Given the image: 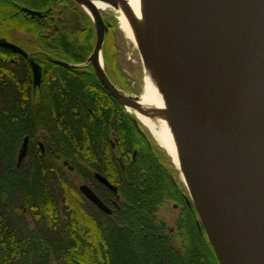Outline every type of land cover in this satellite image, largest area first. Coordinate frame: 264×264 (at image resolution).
I'll use <instances>...</instances> for the list:
<instances>
[{"label": "trees", "instance_id": "16d2710c", "mask_svg": "<svg viewBox=\"0 0 264 264\" xmlns=\"http://www.w3.org/2000/svg\"><path fill=\"white\" fill-rule=\"evenodd\" d=\"M21 3L25 1L0 0V19L12 14L11 9H17L28 21L39 22L35 31L36 51L48 52L47 39L52 38V48L59 58L78 62L86 59L94 37L88 15L80 11L79 18L86 27H68L60 21L67 16L62 10L63 15L59 13L60 17H56L54 32L49 35L47 28L40 24L42 18L19 10ZM39 7L42 8V4ZM111 51L114 54L113 48L103 51L109 68ZM21 62L20 70L0 62V264H218L206 233L192 218L195 212H190L188 222L183 221L187 240L181 247L162 235L157 212L163 195L176 188L182 191L184 199L186 190L175 177L170 159L161 148L158 151L154 147L161 156H155V149L151 148L149 157H141L138 163L130 162L129 154L127 164L125 151L120 146L131 145L137 133L121 103L96 84L90 70L71 69L73 85L67 84L66 88L70 86L74 90L77 102L74 111L55 105L56 102L50 103L49 91L40 94L39 100H35L33 92L18 94L21 87H32L28 62L23 57ZM62 71L67 72L66 68ZM116 73L120 74L117 70ZM47 79L45 75L42 84ZM62 80L54 78L59 90L64 88ZM51 115L55 119L54 132L62 139L57 144L64 148L66 157L43 156L32 147L29 158L17 166V150L24 137L33 139L38 130L48 134ZM111 131L119 140V156L125 169L109 148ZM100 145H104L102 155ZM64 160L73 166L72 170L66 168ZM86 167L118 185L122 204L114 217L104 215L98 222L95 208L86 206L84 211L77 185ZM29 184L39 188L25 190L37 194L28 196L27 200L40 207L43 202L50 212L41 214L39 210L33 222L25 221L23 230H18L22 225L18 223L16 227L15 219H11L14 217H9V212L5 211L15 202L12 195L19 192L14 187ZM46 185L53 186V194H45L50 191L43 189ZM23 203L25 205L26 201ZM36 217H40L38 221Z\"/></svg>", "mask_w": 264, "mask_h": 264}, {"label": "water", "instance_id": "95a60500", "mask_svg": "<svg viewBox=\"0 0 264 264\" xmlns=\"http://www.w3.org/2000/svg\"><path fill=\"white\" fill-rule=\"evenodd\" d=\"M74 1L94 24L88 62L99 81L122 105L140 109L138 96L116 88L99 65L107 30L102 13L93 0ZM98 1L122 4L135 23L128 0ZM164 8L167 84L184 185L218 264H264V0H164ZM135 29L143 53L144 38ZM0 46L26 56L16 45ZM32 68L36 85L40 70L35 63ZM25 151L26 139L18 161ZM80 191L109 211L90 188Z\"/></svg>", "mask_w": 264, "mask_h": 264}, {"label": "flooded vegetation", "instance_id": "af4514ba", "mask_svg": "<svg viewBox=\"0 0 264 264\" xmlns=\"http://www.w3.org/2000/svg\"><path fill=\"white\" fill-rule=\"evenodd\" d=\"M25 4L21 3L18 5L20 8L19 10H22L24 13L32 16V17H39L42 18V21L40 24L47 28V32L52 34L54 31V22L57 19L56 17H60L59 13L63 15L62 10H64V13L67 14V16H64L61 22H64L68 27L72 26L74 28L77 27H86V25L80 20L79 16H81L80 11L82 13L86 14V11L84 9H81L82 7L77 4L74 0H42L39 2L38 0H24ZM39 4H42V8L39 7ZM81 7V8H80ZM16 9V8H15ZM12 10V14L8 15L7 17H2L0 20L3 22H0V41L1 42H6L9 44L16 45L20 49H22L25 53L26 56L22 55L19 52H14L8 48H4L0 46V62H2L4 65H11V66H17V69L20 70L21 66H23V63L21 62V58H25L26 61L28 62V65L30 67V75H31V83L32 87L31 88H20L18 89V94H24L28 92H33L35 95V100H39L38 96L45 95L46 92H50L47 100L50 103L56 102L55 105L57 104L58 106H64L66 108L73 109L74 111L77 110V102L75 98V93L74 90H71L70 86L73 84L71 83L73 79H71L72 75V70L75 71V69H79L82 71L90 70V72L94 75L95 82L98 86H101L105 91L108 92V90L103 86V84L99 81L91 63L88 62V57L90 53L92 52L95 41H96V33H95V28L92 24L93 27V40H92V46L91 49L84 61H73L68 58H59L57 56V53L53 50V44L54 41L52 38L47 39V43H49V51L48 52H39L36 51V33L37 31L36 27L38 26L37 21H28V18L23 16L20 12L14 9ZM10 10V11H11ZM28 10L36 12V14H31ZM80 13V15H79ZM88 15V14H87ZM83 16V15H82ZM90 18V17H89ZM102 18L107 25V30L105 31L104 34V40H103V46H102V57H103V70L108 77L109 81L119 89L118 85L114 83V81L111 78V72L109 71L108 65H106V62L104 60V46H105V39L106 35L108 32V29L110 26H112L111 22L108 21L103 15ZM25 21V22H24ZM24 22V23H23ZM36 26H32L33 23ZM59 25H63L60 23ZM52 37V36H51ZM70 43V41L68 42ZM26 45V46H24ZM113 46L109 47L112 48ZM110 50V49H109ZM113 52L114 47H113ZM39 53H42L40 55ZM32 63H35L40 70V82L36 85L33 83V68H32ZM111 63V60H110ZM62 68H66L67 72H63ZM72 69V70H71ZM3 70L5 71V66H3ZM20 72V71H19ZM48 76L49 80L47 79V82H43L44 76ZM55 79H60L62 78V82L64 85V88H60L59 90L56 86V83L54 82ZM70 78V80H69ZM71 85L66 88L67 84ZM42 86V87H41ZM56 89L58 91L56 93ZM120 90V89H119ZM122 91V90H121ZM109 93V92H108ZM110 94V93H109ZM111 95V94H110ZM55 97V98H53ZM113 97V96H112ZM114 98V97H113ZM115 99V98H114ZM116 100V99H115ZM118 101V100H117ZM124 109V108H123ZM128 114V113H127ZM129 115V120L132 123V126L134 130L136 131L137 135L134 137V140L132 141L131 145L127 146L125 144H122L120 148H122L125 151V160L127 161L129 159V154L132 157L130 162L132 163H138V161L141 160V157L147 156L149 157V151L151 148H154L156 146L157 150L159 151V146L154 143L155 141L151 137L150 133L145 129V127L138 122L137 124L140 129V131L135 127L132 118L134 117L132 114ZM49 124L51 126V130L48 134H44V131L38 130L37 135L33 139L29 138V136L24 137L22 143L20 144V148L17 150V159H16V164L19 166L21 162L28 156V154L31 152L32 147L34 148L36 153H39L43 156L51 155L54 158H64L65 152L63 147H60L59 144L61 143L62 139L58 136V134H55L54 132V127H55V119L51 115V119L49 120ZM51 131L53 133L51 134ZM26 139V151L24 156L21 158L20 161H18V155L21 149V146L23 142ZM154 142H153V141ZM119 140L116 137L115 133L113 131L110 132V136L108 137V144H110V150L114 154L115 160L118 161L119 165L121 166L122 169H125V165L123 162L121 163L122 158L119 156L120 149L118 147ZM103 146H99V153L102 155L103 151ZM131 146V149H130ZM159 148V149H158ZM155 149V148H154ZM157 150H153V154L156 156H161L160 153L157 152ZM75 156L77 154H74ZM66 157V156H65ZM29 158V157H27ZM145 159V158H144ZM63 164L68 168L69 170L73 169V166H71L68 161L64 160ZM127 164L129 165V162L127 161ZM85 165V163H84ZM86 166V165H85ZM97 175H100L104 177L113 187L114 189L106 186L103 184L98 178ZM177 178V174L175 176ZM178 182H180L179 177L177 178ZM79 184L77 185V189L80 193L81 197V203L84 207V211L86 212V206L95 208V212H97V217H98V222H100L102 216L106 215L109 217H114V215L117 214V211L120 209V205L122 204V200L120 199V191L118 185H116L113 181L111 182L107 177H105L102 173L98 171H92L89 170L87 167L82 170L81 176L79 178ZM85 185L88 188L92 190V192L96 195V197L106 206V208L109 210L108 212L103 211L99 207H97L92 201H90L86 195L80 191V186ZM39 186L37 185H17L14 187V189H18L19 192H16L12 196L15 199V202L13 205L8 206V210L5 212H9L8 215L9 217H14L11 219H15L16 221V227L17 224L20 223L22 226L20 228H17L18 230H23L24 228V222L26 221L27 223H31L34 221V216H38L39 210L40 213H49V209H47V205H45L43 202L41 204L38 203H33V201L27 200V197L34 196L36 197V193H29V191L25 190H32V189H38ZM50 189V191H46V195H51L53 194V186L51 185H46L43 187V189ZM168 195H163L165 196L158 207V212H157V219L161 221V232L162 235L165 236L166 238L169 239L170 243H172L175 246L181 247L187 240L186 237V228L184 226L183 221L185 220L188 222L189 219V214L190 212H195L196 215L192 218H194V221L198 225L199 220H198V215L196 212V209L192 203L190 202L188 195L186 194L184 196V199H182V191H177L176 188L174 190H167L165 194ZM6 197V194L5 196ZM191 199V198H190ZM23 200L26 201V204L24 205ZM172 203L174 207H179L180 212L179 214L181 215L180 220L176 223V231H173V226L168 227L167 225L164 224L162 220L159 219L158 213L159 210L162 206L166 205L167 203ZM50 208V204H48ZM62 207V206H61ZM194 209V211H193ZM54 213V212H53ZM16 215V217H15ZM45 217V216H44ZM18 218V221H17ZM24 218V219H23ZM32 218V219H31ZM40 217H36V221L39 220ZM64 218V217H63ZM61 222H63V219H60ZM180 225H182L183 230V237L180 239L179 242H176L174 237V233L176 234L175 236L179 235L180 232ZM168 227V228H167ZM167 228V229H166ZM36 231H38V228L35 227ZM31 231L33 230L30 229ZM52 264V263H51Z\"/></svg>", "mask_w": 264, "mask_h": 264}, {"label": "bare ground", "instance_id": "6f19581e", "mask_svg": "<svg viewBox=\"0 0 264 264\" xmlns=\"http://www.w3.org/2000/svg\"><path fill=\"white\" fill-rule=\"evenodd\" d=\"M97 9L113 11L116 14L117 26L133 45L140 50L137 32L144 38L145 51L139 52L143 66L142 92L135 102L140 109L122 105L124 111L132 114L138 122L145 126L159 148L171 158L179 179L185 182L183 163L181 161L180 141L177 127L173 122L172 105L168 92L167 75L168 62L164 28V0H128L127 7L133 14L132 24L126 11L119 4L112 8L98 0H93ZM150 42V43H149ZM153 49V51H152ZM99 65L103 68L102 52L98 54ZM126 99H122L125 102Z\"/></svg>", "mask_w": 264, "mask_h": 264}, {"label": "rangeland", "instance_id": "374dc122", "mask_svg": "<svg viewBox=\"0 0 264 264\" xmlns=\"http://www.w3.org/2000/svg\"><path fill=\"white\" fill-rule=\"evenodd\" d=\"M101 13L112 24V26H110V28L108 29L106 39H105L106 42L104 46V48H109L111 46L115 48L114 54L111 51L112 58H111V63H110V68H109V71L112 73L111 78L114 81V83L118 85L119 89L122 90V92L132 95V96H139L140 93L142 92V87H143L142 80L144 77L143 66H142L139 50L133 45V43L127 37H125L124 33L118 28L116 14L113 11L104 10V11H101ZM88 17L90 16L88 15ZM90 21L93 24L91 17H90ZM116 70L120 74H117ZM145 129L148 131V133H150L146 127ZM154 143H156V141ZM169 159L171 162L170 157ZM171 164H172V170L176 172L177 178H178L179 171H177V169L175 168L172 162ZM180 183L184 186L181 180H180ZM184 189L186 190V194L189 197L188 191L185 188V186H184ZM189 200L191 202L190 197H189ZM179 212H180L179 207H174L172 203L168 202L166 205L160 208L158 217L168 227L173 226L174 227L173 231H176L175 225L178 222V220H180L181 218V215L179 214ZM199 225H200V222H199ZM180 229L181 230L178 236H175L176 234L174 233V237H176L175 238L176 242H179L180 239L183 237V230L185 229L182 228V225H180Z\"/></svg>", "mask_w": 264, "mask_h": 264}]
</instances>
